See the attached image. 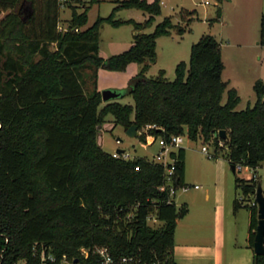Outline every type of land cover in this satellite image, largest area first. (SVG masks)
<instances>
[{"label":"trees","instance_id":"trees-1","mask_svg":"<svg viewBox=\"0 0 264 264\" xmlns=\"http://www.w3.org/2000/svg\"><path fill=\"white\" fill-rule=\"evenodd\" d=\"M74 1L67 3L72 15L60 29V0H0V264H68L65 258L102 264L92 251L96 245L108 246L114 257L178 264L175 232L189 211L187 203L178 208L170 190H161L162 163L115 156L100 144L98 132L112 113L126 128L156 124L149 131L167 140L179 133L214 139L218 146L223 140L231 164L257 167L264 161V82L255 85V104L238 109V90L222 77L221 42L203 34L192 44L189 65L177 64L174 80L164 69L157 76L141 71L126 90L133 104L104 102L96 85L99 67L155 59L156 38L170 34L175 23L167 15L147 32L161 12L160 0H118L109 16L87 25L89 3L79 10ZM131 6L146 9L149 17L144 22L114 18L117 8ZM181 13L189 21L195 9L183 7ZM104 20L133 21L136 29L132 45L107 58L100 54ZM262 37L264 42V17ZM220 129L228 136L221 138ZM140 137L145 140L146 133ZM172 154L177 188L185 184V147ZM236 180L246 195H254L255 176ZM243 205L242 197L234 200L235 209ZM250 208L253 246L258 207ZM151 214L162 222L152 223ZM82 247L91 249L88 256ZM254 264H264V253L254 254Z\"/></svg>","mask_w":264,"mask_h":264},{"label":"rangeland","instance_id":"rangeland-1","mask_svg":"<svg viewBox=\"0 0 264 264\" xmlns=\"http://www.w3.org/2000/svg\"><path fill=\"white\" fill-rule=\"evenodd\" d=\"M85 2L90 5L87 25L93 24L99 16H109L118 4V0L74 1L79 5V10L83 9ZM160 4L161 12L144 30L153 31L157 23L167 15L172 16L175 25L170 34H162L156 38L155 59L149 57L144 62L130 61L119 69L101 65L98 69L97 88L100 91L106 88L122 90L121 95L111 100L133 104V95L126 92L133 76L141 71L147 76H157L164 69L166 77L174 80L177 64L185 61L189 65L192 44L203 34H212L221 42L225 65L222 77L228 81V87H236L240 95L237 108L254 105L257 100L255 85L258 80L264 82V0H160ZM183 7L195 9L189 21L182 16ZM71 15L70 6H61L58 24L60 29L68 25ZM148 17L146 9L136 6L120 7L114 13L116 19L139 22H144ZM133 21L120 25L109 20L102 22V56L107 58L118 54L132 45L136 33ZM181 26L184 27L183 32L179 30ZM227 97L228 90L224 93V102ZM138 130L140 133L143 131L140 128ZM98 141L110 152H115L118 148L125 149L131 158L147 156L153 159L160 149L158 140L145 145L140 134L129 135L123 124L115 122L112 113L107 114L100 128ZM203 145L208 146V151L213 156L202 149ZM182 146L186 150L185 184L176 188L173 198L178 208L187 203L189 211L178 219L175 252L178 250V254H184L189 249L186 245H194L197 247H192L193 251L210 254L202 258L195 257L193 260L196 264H254L255 251L249 241L250 205L254 195H246L242 187L237 186L236 178L240 176L251 181L255 176L262 182L264 190V161L257 167L244 165L242 169L233 171L227 144L218 146L214 139H192L186 133ZM195 184L199 186L196 187ZM186 185L189 187L186 188ZM241 197L245 205L235 209L234 200Z\"/></svg>","mask_w":264,"mask_h":264},{"label":"built area","instance_id":"built-area-1","mask_svg":"<svg viewBox=\"0 0 264 264\" xmlns=\"http://www.w3.org/2000/svg\"><path fill=\"white\" fill-rule=\"evenodd\" d=\"M68 2H69V0H60L61 6H65ZM76 29H79V28L76 27ZM156 126H157L156 124L148 123L143 128L142 132L146 133L145 145H150V144H152L158 140L159 145H160V149L158 150V152H156L154 154V157L151 160L157 161V162H160L163 164V166L165 168L166 181L164 184H162L160 186V188H161V190L169 189L171 196H173L176 192V186H174V184H173V175H174L175 170H176V157L172 154V151H174V150L178 149L180 146H182V142L184 141V136L186 133L174 134L171 136L170 139L167 140L163 136L155 135L149 131L150 128L156 127ZM150 137H151V139H150ZM223 144H224L223 140H220V145H223ZM202 149L205 152H209L207 145H203ZM113 154L115 156H122L125 158H131L130 154L126 150H124L123 152L115 151V152H113ZM209 155L213 156V154L210 152H209ZM243 166H244L243 164L238 163L236 165V169L237 168L242 169ZM137 168H139V166H137ZM195 186L198 187L199 184H195ZM188 187H189V185H186V188H188ZM256 188H257V186H256ZM251 204H256L258 207V202L256 200V190L254 193V199H253ZM149 220L151 222L158 221L157 217L153 214H151L149 216ZM90 251H91L90 248L82 247V252L85 255L88 256ZM92 251L98 255L102 264H150L149 262L144 261L140 256H135V255H130V254L121 255L119 257H114L112 255L111 251L109 250L108 246H106V245H96L95 247H93ZM42 252H43L42 253L43 259H45V251L43 250ZM48 257L51 259H54V257L51 254L48 255ZM63 261H64V263H68V264H76L75 262L69 261L66 258L63 259ZM152 264H170V263L167 261V259H164V260L154 261V262H152Z\"/></svg>","mask_w":264,"mask_h":264},{"label":"water","instance_id":"water-1","mask_svg":"<svg viewBox=\"0 0 264 264\" xmlns=\"http://www.w3.org/2000/svg\"><path fill=\"white\" fill-rule=\"evenodd\" d=\"M102 97L104 101L111 100L121 95V91L113 88H106L102 91ZM127 132L129 135L137 136L140 134L138 130V125L136 123H132L128 128ZM218 134L221 138H225L228 136V132L226 129H220ZM125 149L118 148L117 152H123ZM233 171L236 170V166L231 164ZM256 200L258 202V225L256 228V233L254 237V251L255 253H264V190L262 187V182L259 181L256 188ZM78 261V258L75 259Z\"/></svg>","mask_w":264,"mask_h":264},{"label":"crops","instance_id":"crops-1","mask_svg":"<svg viewBox=\"0 0 264 264\" xmlns=\"http://www.w3.org/2000/svg\"><path fill=\"white\" fill-rule=\"evenodd\" d=\"M206 196L208 197L209 194L207 193ZM192 247H197V246L186 245V248H189V249H186V252L184 254H182V253L178 254L177 253L178 250H176V252L174 250V257H175V260L177 261L178 264H196L195 261L193 260L195 257L196 258H202L206 255H210V254H205L204 252L193 251ZM206 252H208V251H206ZM181 259H184V260H181Z\"/></svg>","mask_w":264,"mask_h":264}]
</instances>
